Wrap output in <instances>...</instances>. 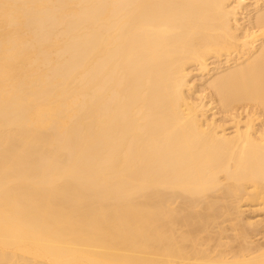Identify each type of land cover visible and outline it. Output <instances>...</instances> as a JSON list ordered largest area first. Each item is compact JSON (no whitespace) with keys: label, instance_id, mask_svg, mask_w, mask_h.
I'll use <instances>...</instances> for the list:
<instances>
[{"label":"bare ground","instance_id":"obj_1","mask_svg":"<svg viewBox=\"0 0 264 264\" xmlns=\"http://www.w3.org/2000/svg\"><path fill=\"white\" fill-rule=\"evenodd\" d=\"M0 264H264V0H0Z\"/></svg>","mask_w":264,"mask_h":264}]
</instances>
